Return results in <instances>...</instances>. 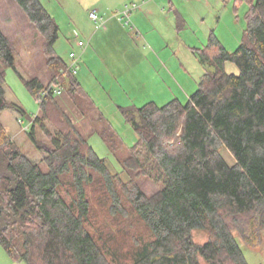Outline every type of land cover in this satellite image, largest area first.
<instances>
[{"label":"trees","instance_id":"trees-1","mask_svg":"<svg viewBox=\"0 0 264 264\" xmlns=\"http://www.w3.org/2000/svg\"><path fill=\"white\" fill-rule=\"evenodd\" d=\"M11 1L43 35L47 75L61 79L63 92L43 96L41 77L24 78L0 25V117L6 110L27 115L6 98L12 68L40 103L27 133L48 167L23 153L0 119V244L7 254L26 264H249L240 242L253 249L264 243V0H246L235 52L215 36L196 52L206 70L186 104L119 107L138 136L131 147L66 72L54 48L58 24L42 2ZM228 62L238 74L226 71ZM90 133L100 135L119 171L98 156ZM224 147L235 164L222 156ZM195 231L208 240L197 243Z\"/></svg>","mask_w":264,"mask_h":264},{"label":"rangeland","instance_id":"rangeland-1","mask_svg":"<svg viewBox=\"0 0 264 264\" xmlns=\"http://www.w3.org/2000/svg\"><path fill=\"white\" fill-rule=\"evenodd\" d=\"M40 1L59 27V38L54 46L56 53L68 64L71 62L70 53L77 54L80 61L75 77L129 147L137 142L138 136L119 107H142L149 102L164 106L173 100L186 104L198 90L206 70L196 52L204 50L213 36L227 51L235 52L243 40L249 9L246 0H173L175 8L171 9L169 5L164 14L156 5L150 4L157 0ZM158 1L165 3L168 0ZM133 4L138 6L134 15L137 11L139 14L137 19L133 15L130 25L123 27L118 19L106 24V17H114L120 8ZM92 10H98L105 19L102 28L91 20ZM116 24L122 29L120 33L109 30ZM0 25L14 45L18 71L25 79L41 77L48 87L53 79L47 75L43 35L11 0H0ZM80 40L87 45L84 50L77 47ZM87 49L92 54L88 55L91 58L88 67L81 61V53ZM225 68L230 74L239 73L231 62L226 63ZM5 90L9 103L21 107L27 115L6 110L0 117L2 123L11 127V136L23 153L47 171L44 155L37 151L27 133L34 117L39 114V101L12 68L6 69ZM38 137L47 140L41 131ZM88 138L110 169L119 171V164L100 135L92 133ZM221 153L230 165L236 163L227 148H222ZM194 240L205 243L208 235L195 231ZM240 245L249 264H264V243L259 249L242 242ZM0 264L26 263L12 259L0 244Z\"/></svg>","mask_w":264,"mask_h":264},{"label":"built area","instance_id":"built-area-1","mask_svg":"<svg viewBox=\"0 0 264 264\" xmlns=\"http://www.w3.org/2000/svg\"><path fill=\"white\" fill-rule=\"evenodd\" d=\"M138 6L136 4L133 5H125L122 9L115 12L114 17L115 19H118V21H121L124 26H128L132 22V14L137 10ZM113 17V18H114ZM90 18L93 20L97 27H103L105 25V19L100 16V13L98 10H92L90 11ZM107 20V19H106ZM86 44L84 41H77V47L80 49H85ZM69 58L71 62L66 66V72L71 73L72 75H77L78 69H79V57H77V54L75 52H71L69 55ZM53 91L56 95H61L63 92V85L61 83V79L58 78L55 81H52L50 85L47 87V90L43 93V96H46L50 93V91ZM29 129V128H28Z\"/></svg>","mask_w":264,"mask_h":264},{"label":"crops","instance_id":"crops-1","mask_svg":"<svg viewBox=\"0 0 264 264\" xmlns=\"http://www.w3.org/2000/svg\"><path fill=\"white\" fill-rule=\"evenodd\" d=\"M101 1V0H100ZM150 4H154V5H156V8H158L159 10H160V13L162 14V11H163V14H164V10L165 9H167V7L170 5V7H171V9L173 8H175V6H174V1L173 0H168V1H166L165 3L162 1H154V2H151ZM99 5H101V3H99ZM121 9V8H120ZM144 13V12H143ZM138 14H139V11H137V13H135V15H134V13L132 14V18H133V15H134V17H136V16H138ZM106 19H107V25L108 24H111V22H113L114 20H115V18H113V17H110V18H108V17H106ZM136 19H137V17H136ZM119 22V21H118ZM121 22V21H120ZM119 22V23H120ZM122 23V22H121ZM120 23V24H121ZM122 26L124 27V25H123V23H122ZM122 28V27H121ZM109 30L110 31H112V33L114 32V31H117V32H121V30L122 29H120L118 26H117V24L116 25H114V27H111V28H109ZM90 50V49H89ZM89 50L87 49V50H85L84 52H82L81 53V61H83V63H84V65L86 66V67H88V62L91 60V58H88V55H89ZM84 53V54H83ZM90 55L92 56V54L90 53ZM84 57V58H83ZM77 80H78V82L81 84V86H82V88H83V84H82V82L77 78ZM84 89V88H83ZM63 104L65 105V107H66V109H67V111H69V112H72L74 115H77V113L78 112H76V109H75V107L73 106V104H72V102L70 103V102H68L67 100H64L63 101ZM128 107V106H127ZM78 119H80L81 117L80 116H76ZM3 125H4V127H5V129H6V131H7V133L11 136V127L9 126V125H5L4 123H3ZM12 137V136H11ZM13 138V137H12Z\"/></svg>","mask_w":264,"mask_h":264}]
</instances>
